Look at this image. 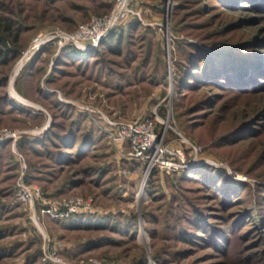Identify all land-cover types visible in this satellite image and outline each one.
I'll use <instances>...</instances> for the list:
<instances>
[{
    "label": "rangeland",
    "instance_id": "1",
    "mask_svg": "<svg viewBox=\"0 0 264 264\" xmlns=\"http://www.w3.org/2000/svg\"><path fill=\"white\" fill-rule=\"evenodd\" d=\"M113 1L0 0L19 51L0 62V128L24 132L0 146V264H44V235L70 264H264V0H129L140 26L119 40L75 58L55 41L27 52L37 34L71 32ZM189 44L242 70L178 87ZM83 105L119 120L157 116L168 139L201 146V163L151 177ZM21 139L41 140L38 152ZM24 184L92 205L60 223L19 199Z\"/></svg>",
    "mask_w": 264,
    "mask_h": 264
},
{
    "label": "built area",
    "instance_id": "2",
    "mask_svg": "<svg viewBox=\"0 0 264 264\" xmlns=\"http://www.w3.org/2000/svg\"><path fill=\"white\" fill-rule=\"evenodd\" d=\"M110 11L101 16H91L88 21L80 23L71 32L61 29L43 31L31 40L28 53L44 43L55 41L58 47L72 46L74 49L86 51L97 46L105 36L121 27L126 21L136 19L139 12L129 4V0H114ZM91 117V121L98 124L108 138L115 144H127L129 149L125 156L135 162H144L145 172L158 169L160 172L172 174L201 163V146L185 139L180 133L172 139L166 137V122L157 127V116L132 120H119L103 114L94 107L80 106ZM22 131L0 128V143L5 140L15 142L22 135ZM204 162L210 163L204 159ZM17 196L23 202H38V211L41 217L48 219L65 218L91 208L92 198L83 196H60L44 198L39 186L24 184L18 190ZM33 211L32 219L39 226V213ZM41 228V226H39ZM44 235V234H43ZM45 246L41 260L44 264H70L61 255L62 243L43 236Z\"/></svg>",
    "mask_w": 264,
    "mask_h": 264
},
{
    "label": "trees",
    "instance_id": "3",
    "mask_svg": "<svg viewBox=\"0 0 264 264\" xmlns=\"http://www.w3.org/2000/svg\"><path fill=\"white\" fill-rule=\"evenodd\" d=\"M110 6H111L110 3L104 2L102 7L107 12L111 8ZM13 23H14L13 18L0 13V62L1 63L7 62L9 60L11 61L14 58V56H16L19 52L18 46H17L18 35H17V32L13 31V28H12ZM123 26H125L126 27L125 29L129 31H133V30H136V27L140 26V24L137 20L135 21L134 19H130L126 21V23L121 25V27H119L118 29L112 31L107 36H105V39L99 43L97 48H100V46H103L106 42L110 43V39L112 38L114 40L115 38L116 40H119L118 37H115V36H119V33H117L116 31L121 28H124ZM10 42L12 43V46L9 45ZM188 46L191 49L186 59L185 66L183 67V64H182L181 76L178 77L176 75L174 77L178 81V87L182 86L181 84H183L184 86L187 85L188 84L187 81L189 80L196 81V82L197 80L200 81L201 76H204L206 78L205 80H211L210 78H213L212 76H215V73H217V71L220 74L226 71L231 73L232 70H234L232 66L234 67L237 66L238 69L240 68L238 65H236L237 62L232 59L231 54L229 55V54L220 53L219 55H217L214 52L213 53L207 52L206 50H203V48L201 47L197 48V46H195L194 44H189ZM113 50L114 51H112V53H115L116 55H121V49L119 48V46L114 47ZM63 54H65L67 57L75 58V56H78L80 52L76 48L74 49L72 46H69V47L66 46V48L63 49ZM192 55H194V59L191 57ZM244 64L246 63L244 62ZM247 65L246 67L244 66L243 68L244 70L247 68ZM241 70L242 68H240L239 71ZM46 137L47 135L45 136V139ZM58 137L62 139V137H65V135L63 134L58 135ZM91 137L92 135H89L86 141H91ZM18 142H19V146L26 143V145L29 146L30 149H33L35 150V152H38L35 149V146H33V143L35 142L37 144H40L41 140L30 141L28 139H21ZM2 144H6V143H0V146ZM157 172H158V169L151 170L150 176L155 177L157 175ZM211 172H213V174L215 173L216 177L218 178L225 177L224 173H222L220 169L213 170ZM192 173L194 172L192 171L190 174ZM237 183L239 184L240 182H237ZM237 183L230 181L229 185L234 186ZM85 215H87V213L82 211L78 214H72V215L66 216L65 218H59V219H53V220H56L60 223H63L65 221L74 222L77 220H81V218H83Z\"/></svg>",
    "mask_w": 264,
    "mask_h": 264
}]
</instances>
